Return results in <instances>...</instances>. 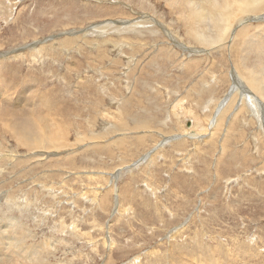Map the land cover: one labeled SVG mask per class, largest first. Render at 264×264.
Listing matches in <instances>:
<instances>
[{
  "label": "rangeland",
  "instance_id": "obj_1",
  "mask_svg": "<svg viewBox=\"0 0 264 264\" xmlns=\"http://www.w3.org/2000/svg\"><path fill=\"white\" fill-rule=\"evenodd\" d=\"M184 7L0 0V264H264V7L212 46Z\"/></svg>",
  "mask_w": 264,
  "mask_h": 264
},
{
  "label": "bare ground",
  "instance_id": "obj_2",
  "mask_svg": "<svg viewBox=\"0 0 264 264\" xmlns=\"http://www.w3.org/2000/svg\"><path fill=\"white\" fill-rule=\"evenodd\" d=\"M181 1V0H180ZM205 1L206 0H186V7H184V10H186V14L187 13H191V16H188V19L191 21V23H192V31H194V32H196L197 34H199V38H198V41L200 42V44L202 45V44H206L207 46H209V45H216V43H218V42H220V41H222L223 40V37H224V35L228 32L227 30L229 29L228 28V26H229V22H230V20L231 19H233L234 17H237V14L235 15V13H237V12H239L240 14L241 13H248V12H250V11H256L257 9H263V7H264V0H207L206 2H208V3H210V7L212 8V11H208L206 8H205ZM168 2V1H167ZM176 2V1H175ZM179 3V2H178ZM182 4H183V2H182ZM180 5H181V3H180ZM237 5H239V7L237 6ZM180 7V6H179ZM180 9H181V7H180ZM179 9V10H180ZM178 10V11H179ZM183 10V9H182ZM181 14V13H180ZM251 13H249L248 14V16L250 15ZM159 15V14H158ZM39 16V15H38ZM240 16V15H239ZM238 16V17H239ZM245 17V16H244ZM243 17V18H244ZM241 18H242V16H241ZM246 18H248V17H246ZM249 18H251V17H249ZM248 18V19H249ZM255 18V17H254ZM257 19H259L258 17H256ZM252 19V18H251ZM256 19V20H257ZM260 19H261V17H260ZM244 20V19H243ZM246 21V20H245ZM233 22H234V20H233ZM236 22V21H235ZM234 22V23H235ZM243 22V21H242ZM232 23V22H231ZM239 23H240V21H239ZM106 25V24H105ZM134 26V25H133ZM150 26V25H149ZM259 26H260V24H259ZM257 27V26H256ZM106 28V27H105ZM253 28V27H252ZM264 28V27H263ZM87 29V28H86ZM135 29V28H134ZM232 29V28H231ZM257 29H259V28H257ZM230 30V29H229ZM233 30V29H232ZM255 30V29H254ZM90 32V31H89ZM91 33V32H90ZM153 33V32H152ZM169 33V32H168ZM207 33H209V34H207ZM72 34V33H71ZM244 34V33H243ZM170 35V34H169ZM245 35V34H244ZM62 36V35H61ZM67 36V35H66ZM65 36V37H66ZM171 36V35H170ZM77 37V36H76ZM72 38V37H71ZM170 38H172V36L170 37ZM173 38H174V36H173ZM225 38V37H224ZM241 38H243V36L241 37ZM245 38V37H244ZM69 39V38H68ZM242 40V39H241ZM247 40V39H246ZM62 41V40H61ZM172 41H173V39H172ZM177 42V41H176ZM249 42V41H248ZM174 43H175V41H174ZM177 43H179V42H177ZM219 44V43H218ZM28 45V44H27ZM36 45V44H35ZM175 45H177V44H175ZM211 45V46H212ZM224 45V44H223ZM42 46V45H41ZM21 47V46H20ZM29 47H31V46H29ZM33 47V46H32ZM35 48V47H34ZM44 48V47H43ZM26 49V48H25ZM33 49V48H32ZM23 50V49H22ZM27 50V49H26ZM31 50V49H30ZM40 50V49H39ZM152 50V49H151ZM20 51V50H19ZM193 51V50H192ZM2 52V51H1ZM32 52V51H31ZM37 52V51H36ZM41 52V51H40ZM4 53V52H3ZM33 53V52H32ZM2 54V53H1ZM25 55V54H24ZM38 55H40V54H38ZM3 56V55H2ZM9 56V55H8ZM17 56V55H16ZM53 56V55H52ZM57 56V55H56ZM5 57V56H4ZM13 57H14V55H13ZM10 58H11V56H10ZM2 59V58H1ZM8 60H9V58H8ZM5 61V60H4ZM150 63V62H149ZM141 64V63H140ZM151 64V63H150ZM3 66V65H2ZM14 70V69H13ZM135 70V69H134ZM262 70V69H261ZM187 71V70H186ZM13 72V71H12ZM38 72V71H37ZM6 73H7V71H6ZM14 73V72H13ZM43 73V72H42ZM8 74V73H7ZM30 74V73H29ZM9 75V74H8ZM7 75V76H8ZM233 76V75H232ZM38 77H39V75H38ZM250 77H251V82L255 85V86H257L258 84H259V82H262V81H264L263 80V78H262V71H260V72H251V74H250ZM28 78V77H27ZM12 79V78H11ZM27 79L25 78V81H26ZM139 80V79H138ZM232 80V79H231ZM24 81V80H23ZM22 81V83H24ZM28 81H30V80H28ZM193 81V80H192ZM9 82V81H8ZM236 82V81H235ZM10 83V82H9ZM11 83H12V81H11ZM237 83H239V82H237ZM28 84V83H27ZM236 84V83H235ZM242 84V83H241ZM239 85V84H238ZM24 86V85H23ZM244 86V85H243ZM10 88V87H9ZM21 88V87H20ZM25 88H27V87H25ZM233 88H234V86H233ZM16 89H17V87H16ZM25 90V89H24ZM31 91V90H30ZM133 91V90H132ZM232 91H233V89H232ZM236 91V90H235ZM36 92V91H35ZM242 95H241V98H239L240 99V103L242 102V100H245L247 103H248V105H249V112L251 111V115H252V117L253 116H256L257 114H258V110L261 108V105H260V103L257 101H255V99L256 98H253L251 95H248L247 93H245V92H240ZM5 94V93H4ZM17 94V93H16ZM36 94V93H35ZM41 94V93H40ZM54 94L56 95V93L54 92ZM14 95V94H13ZM73 95V94H72ZM15 96V95H14ZM23 96V95H22ZM36 96V95H35ZM7 97V96H6ZM19 97V96H18ZM45 100V99H44ZM257 100V99H256ZM51 101H52V99H51ZM79 101V100H78ZM230 101V102H229ZM234 101V99H230V100H228V101H225V102H229V104H230V106H231V104H232V102ZM19 102V101H18ZM25 102V101H24ZM54 102V101H53ZM52 102V103H53ZM37 103H39V102H37ZM49 103H50V100H49ZM240 103L238 104V107L237 108H239V107H241V105H240ZM55 104V103H54ZM35 104H33V106H34ZM21 107V106H20ZM29 108V107H28ZM47 108H49V107H47ZM51 108V107H50ZM54 108V107H53ZM63 108V107H62ZM62 108H60V109H62ZM124 109V108H123ZM22 110V109H21ZM37 111L35 112L36 114L37 113H41V111L43 110V109H39V108H37L36 109ZM47 110V109H46ZM50 110V109H49ZM34 111V110H33ZM30 112V111H29ZM46 112V111H45ZM237 112V111H236ZM1 113H3V112H1ZM43 113V112H42ZM216 113V116L218 117L219 116V109H217V112H215ZM45 113H43V115H44ZM2 115V114H1ZM46 115V114H45ZM127 115V114H126ZM28 116V115H27ZM38 116V115H37ZM28 117H31V116H28ZM33 117V116H32ZM45 116H43L42 118L43 119H45L44 118ZM51 117V116H50ZM99 117V116H98ZM216 117V118H217ZM24 118H26V117H24ZM41 120H42V118L41 117H39ZM65 118V117H64ZM38 119V118H37ZM47 119V118H46ZM215 119V118H214ZM213 119V120H214ZM27 122H28V124L29 123H32L33 124V121H31V120H27V119H25ZM54 120V119H53ZM65 120V119H64ZM39 121V120H38ZM50 121V120H49ZM258 121V120H257ZM44 122V121H43ZM263 122V121H262ZM147 123V122H146ZM193 123V122H192ZM24 124H26V122L24 121V120H22V121H19L18 122V124H17V126H19V127H22ZM47 124V126H51L52 125V123L49 125V122L47 123H45V125ZM118 124V123H117ZM264 124V123H263ZM45 125H43V127H41V130H42V132H40V130H38L37 131V134H36V136H32L31 138H30V140H28V141H22V143L23 144H25V145H27V146H31V147H44V146H53V147H59L60 145H62L61 144V142H60V138H62L61 137V135H60V131L59 132H57V126L55 127H50V129L51 128H56V129H49V127H46ZM194 125V124H193ZM262 125V124H261ZM125 126V125H124ZM124 126H123V124H122V126L120 127L122 130H123V128H124ZM147 126H148V124H147ZM113 127V126H112ZM126 127V126H125ZM129 127V126H128ZM194 127V126H193ZM37 128H39L40 129V127H39V125H37ZM119 128V129H120ZM262 128V127H261ZM48 129V130H47ZM118 129V131H121V130H119ZM107 130V129H106ZM125 130V129H124ZM189 129H186V131H188ZM114 131V130H113ZM118 131H117V133H118ZM126 131V130H125ZM128 131V130H127ZM126 131V132H127ZM131 131H132V129H131ZM64 132V131H63ZM112 132V131H111ZM158 132V131H157ZM121 133V132H120ZM123 133V132H122ZM129 133V132H128ZM130 133H132V132H130ZM208 133V132H207ZM93 134V133H92ZM119 134V133H118ZM124 134V133H123ZM187 134H189V133H187ZM89 135V134H88ZM126 135V134H125ZM158 135H162L161 133H158ZM180 135V134H179ZM124 136V135H123ZM164 136V135H163ZM168 136V135H167ZM175 136V135H174ZM195 136H198V134H196ZM211 136V135H210ZM118 137V136H117ZM150 137V136H149ZM189 137V136H188ZM94 138V137H93ZM116 138V137H115ZM124 138V137H123ZM142 138V137H141ZM176 139V138H175ZM112 140V139H111ZM121 140H123V139H121ZM127 140H130V139H127ZM138 140V142L136 143V144H138L139 142H140V140H142V139H137ZM166 140V139H165ZM120 141V140H119ZM136 141V140H135ZM143 141V140H142ZM154 141V140H153ZM168 142V141H167ZM108 143V142H107ZM123 143V142H122ZM156 143H157V141H156ZM180 143V142H179ZM178 143V144H179ZM141 144V143H140ZM163 144H164V141H163ZM121 144H120V142H119V146H120ZM108 146H109V144H108ZM164 146V145H163ZM19 148V147H18ZM29 148V147H28ZM44 148H46V147H44ZM32 149V148H31ZM39 149V148H38ZM38 149H37V151H38ZM148 150V149H147ZM146 150V151H147ZM34 151V150H33ZM225 151V150H224ZM223 151V152H224ZM34 153H36V151L34 152ZM38 153V152H37ZM40 153V152H39ZM53 153V152H52ZM41 154H43V152L41 153ZM44 155V154H43ZM47 156V155H46ZM153 157V156H152ZM154 157H155V155H154ZM153 157V158H154ZM149 158V157H148ZM122 159V158H121ZM151 161V160H150ZM116 163V162H115ZM127 165V164H126ZM104 168V167H103ZM122 172H123V170H122ZM120 177V176H119ZM118 178V177H117ZM144 181V180H143ZM104 184V183H103ZM148 184V183H147ZM144 187V186H143ZM153 187V186H152ZM4 191V190H3ZM11 192V191H10ZM14 193V192H13ZM104 193V192H103ZM106 193V192H105ZM104 195H107V194H104ZM103 197V196H102ZM41 198V197H40ZM101 199V198H100ZM103 201H104V199H102ZM5 201V200H4ZM101 201V200H100ZM104 203V202H103ZM101 204V203H100ZM6 206V205H5ZM36 210V209H35ZM42 215V214H41ZM17 219V218H16ZM4 221V220H3ZM7 222H9V221H7ZM7 222H5V223H7ZM7 225V224H6ZM76 226V225H75ZM74 226V227H75ZM9 228V227H8ZM73 228V227H72ZM3 231V230H2ZM25 232V231H24ZM14 233V232H13ZM51 233V232H50ZM9 234V233H8ZM20 234V233H19ZM6 235V234H5ZM17 235V234H16ZM7 236V235H6ZM5 238V237H4ZM11 238H13L12 236H11ZM14 239V238H13ZM105 239V238H104ZM12 241H14V240H12ZM10 242V241H9ZM47 242V241H46ZM253 242V241H252ZM2 243H4V241H3V235H2V233L0 234V245L2 244ZM17 243V242H16ZM15 243V244H16ZM10 244V243H9ZM14 245V244H13ZM19 245V244H18ZM18 245H17V247H18ZM21 245V244H20ZM19 245V246H20ZM15 246V245H14ZM47 247V246H46ZM21 248H23V244H22V246H21ZM35 248V247H34ZM42 249H43V247H41ZM217 248V247H216ZM0 249H2V248H0ZM19 249V248H18ZM26 250L28 249V251H29V248H25ZM38 249V248H37ZM39 249H40V245H39ZM16 250V249H15ZM12 251L11 252V255H12V253L13 254H17L16 253V251ZM22 250H24V249H22ZM18 251V250H17ZM20 251H21V249H20ZM27 251V252H28ZM31 251H33V250H31ZM37 251V250H36ZM45 251V250H44ZM15 252V253H14ZM23 252V251H22ZM22 252H20V253H22ZM26 252V251H25ZM30 252V251H29ZM34 252V251H33ZM39 252V251H38ZM45 252H47V251H45ZM48 252H49V250H48ZM109 253H111V252H109ZM19 254V253H18ZM35 254V253H34ZM33 254V255H34ZM39 254V253H38ZM48 254V253H47ZM10 255V256H11ZM20 255V254H19ZM29 255H30V253H28V256H26V258L28 259V257H29ZM31 255H32V253H31ZM35 255H37V254H35ZM40 255V254H39ZM15 256V255H14ZM21 256V255H20ZM24 256H25V254H24ZM38 256V255H37ZM18 257V256H17ZM106 257V256H105ZM228 257V256H227ZM249 257V256H248ZM26 258H24V259H26ZM30 258H32V257H30ZM29 258V259H30ZM34 258V257H33ZM32 258V259H33ZM35 258H37V257H35ZM34 258V259H35ZM107 258V257H106ZM108 258H109V256H108ZM177 258V257H176ZM22 259H23V257H22ZM2 260V259H1ZM3 261V260H2ZM31 261L32 260H30L28 263H31ZM198 261V260H197ZM1 262V261H0ZM25 262V261H24ZM27 262V261H26ZM3 263V262H2ZM6 263V262H5ZM27 263V264H28ZM4 264V263H3ZM8 264V263H7ZM31 264H34V262L33 263H31Z\"/></svg>",
  "mask_w": 264,
  "mask_h": 264
}]
</instances>
